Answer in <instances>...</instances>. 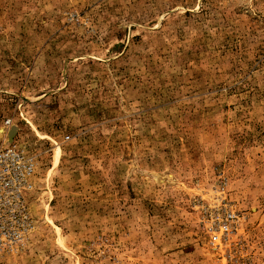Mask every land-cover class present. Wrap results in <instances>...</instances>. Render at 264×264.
I'll return each mask as SVG.
<instances>
[{
	"label": "rangeland",
	"instance_id": "obj_1",
	"mask_svg": "<svg viewBox=\"0 0 264 264\" xmlns=\"http://www.w3.org/2000/svg\"><path fill=\"white\" fill-rule=\"evenodd\" d=\"M9 144L34 229L1 264H264V0H0Z\"/></svg>",
	"mask_w": 264,
	"mask_h": 264
},
{
	"label": "built area",
	"instance_id": "obj_2",
	"mask_svg": "<svg viewBox=\"0 0 264 264\" xmlns=\"http://www.w3.org/2000/svg\"><path fill=\"white\" fill-rule=\"evenodd\" d=\"M9 123L7 120L5 125ZM36 166V155L15 144L0 146V264L4 256L22 250L34 229L30 199L36 190ZM235 218L227 212L217 223V232L221 236L230 233Z\"/></svg>",
	"mask_w": 264,
	"mask_h": 264
}]
</instances>
